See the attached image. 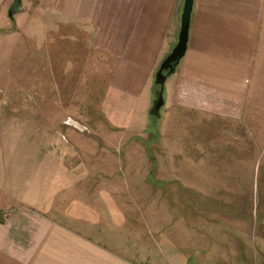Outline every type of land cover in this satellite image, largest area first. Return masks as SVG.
Here are the masks:
<instances>
[{
	"label": "crops",
	"instance_id": "obj_1",
	"mask_svg": "<svg viewBox=\"0 0 264 264\" xmlns=\"http://www.w3.org/2000/svg\"><path fill=\"white\" fill-rule=\"evenodd\" d=\"M21 1L11 19L12 0H0V30L12 24L43 45L50 29L85 28L114 61L103 118L145 129L154 74L177 41L183 0ZM263 45L264 0H193L186 50L165 80L162 108L240 121ZM22 106L29 110L22 118L0 113V264H211L205 253L215 248L187 246V230L165 231L158 212L140 228L135 199H111V166L83 158L89 149L64 147L60 134L31 130L32 101Z\"/></svg>",
	"mask_w": 264,
	"mask_h": 264
},
{
	"label": "rangeland",
	"instance_id": "obj_2",
	"mask_svg": "<svg viewBox=\"0 0 264 264\" xmlns=\"http://www.w3.org/2000/svg\"><path fill=\"white\" fill-rule=\"evenodd\" d=\"M46 35L40 45L12 24L0 30V113L22 118L29 113L22 104L31 100V130L60 134L64 147L89 149L83 158L110 165L111 199H135L140 228L158 212L165 231L187 230V246L215 248L205 253L211 264L261 263L264 50L240 121L162 106L159 117L145 119V129H124L111 126L101 111L113 59L91 45L82 26L60 25ZM181 240L175 237L176 244ZM200 255L193 252V259Z\"/></svg>",
	"mask_w": 264,
	"mask_h": 264
},
{
	"label": "water",
	"instance_id": "obj_3",
	"mask_svg": "<svg viewBox=\"0 0 264 264\" xmlns=\"http://www.w3.org/2000/svg\"><path fill=\"white\" fill-rule=\"evenodd\" d=\"M192 5L193 0H183L177 41L167 55L161 60L154 74L153 82L157 86V89L155 90L152 104L148 111L149 115L155 117L160 116V109L164 104L163 91L165 80L168 75L175 71V67L185 53ZM21 6V0H12L7 12L8 17L13 19L14 15L20 11Z\"/></svg>",
	"mask_w": 264,
	"mask_h": 264
},
{
	"label": "trees",
	"instance_id": "obj_4",
	"mask_svg": "<svg viewBox=\"0 0 264 264\" xmlns=\"http://www.w3.org/2000/svg\"><path fill=\"white\" fill-rule=\"evenodd\" d=\"M155 85V84H154ZM156 87V85H155ZM157 89V87L155 88V90ZM150 118H155V116L149 115Z\"/></svg>",
	"mask_w": 264,
	"mask_h": 264
}]
</instances>
